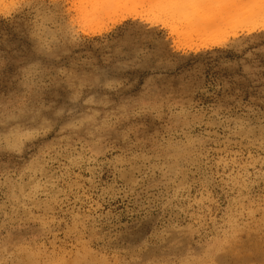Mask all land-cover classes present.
<instances>
[{"label": "rangeland", "instance_id": "obj_1", "mask_svg": "<svg viewBox=\"0 0 264 264\" xmlns=\"http://www.w3.org/2000/svg\"><path fill=\"white\" fill-rule=\"evenodd\" d=\"M257 18L0 0V264H264Z\"/></svg>", "mask_w": 264, "mask_h": 264}, {"label": "bare ground", "instance_id": "obj_2", "mask_svg": "<svg viewBox=\"0 0 264 264\" xmlns=\"http://www.w3.org/2000/svg\"><path fill=\"white\" fill-rule=\"evenodd\" d=\"M113 0H69L71 4L76 2L94 3L97 5L111 6ZM156 2V0H150ZM164 3V8L172 15L190 22L200 31L215 30L220 23H233L240 18H254L248 26H252L249 32L256 26H264V0H159ZM121 20V19H120ZM120 20H117L118 23Z\"/></svg>", "mask_w": 264, "mask_h": 264}]
</instances>
